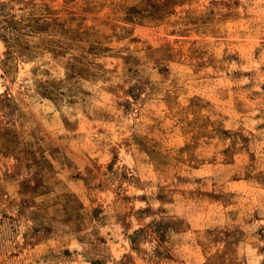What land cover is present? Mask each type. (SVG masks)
I'll use <instances>...</instances> for the list:
<instances>
[{
  "label": "rangeland",
  "instance_id": "374dc122",
  "mask_svg": "<svg viewBox=\"0 0 264 264\" xmlns=\"http://www.w3.org/2000/svg\"><path fill=\"white\" fill-rule=\"evenodd\" d=\"M0 264H264V0H0Z\"/></svg>",
  "mask_w": 264,
  "mask_h": 264
}]
</instances>
